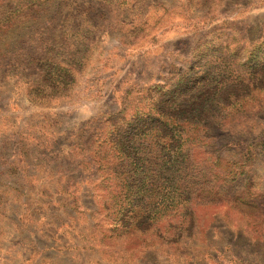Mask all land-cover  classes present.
Masks as SVG:
<instances>
[{
	"label": "rangeland",
	"instance_id": "rangeland-1",
	"mask_svg": "<svg viewBox=\"0 0 264 264\" xmlns=\"http://www.w3.org/2000/svg\"><path fill=\"white\" fill-rule=\"evenodd\" d=\"M0 264H264V0H0Z\"/></svg>",
	"mask_w": 264,
	"mask_h": 264
},
{
	"label": "trees",
	"instance_id": "trees-1",
	"mask_svg": "<svg viewBox=\"0 0 264 264\" xmlns=\"http://www.w3.org/2000/svg\"><path fill=\"white\" fill-rule=\"evenodd\" d=\"M152 115H153V114H151V111H148V112L146 113V115L138 114L137 117H135V118L146 117V118H151V119H149V120H152V119H154V120H161V118H159V117H153ZM162 116H164V114H163ZM134 120H135V119H134ZM134 120H132V122H131V126L133 125ZM161 121L164 122V120H161ZM165 125L170 127V125H171V121H168V122L165 121ZM128 126H129V125H127V126L125 127V129H127ZM134 135H135V134H134ZM135 136H137V134H136ZM171 138L174 139V136L172 135ZM124 139H126L127 141L129 140V139L126 138L125 136H124ZM178 164H180V163H178V162H175V163H174L175 166H177ZM172 168H173V167H172ZM175 168H176V167H175ZM173 175H175V170H172V171H171V175H170V177L173 178ZM137 215H138V212H137V211H132V212L128 215V218H131V219H132V218H135Z\"/></svg>",
	"mask_w": 264,
	"mask_h": 264
}]
</instances>
